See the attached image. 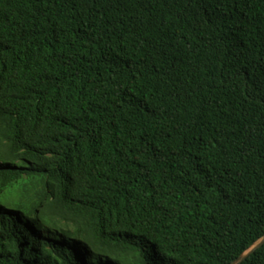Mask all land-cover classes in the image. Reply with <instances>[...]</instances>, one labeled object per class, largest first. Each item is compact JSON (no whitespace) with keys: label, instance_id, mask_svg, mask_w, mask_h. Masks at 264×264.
Wrapping results in <instances>:
<instances>
[{"label":"trees","instance_id":"trees-1","mask_svg":"<svg viewBox=\"0 0 264 264\" xmlns=\"http://www.w3.org/2000/svg\"><path fill=\"white\" fill-rule=\"evenodd\" d=\"M263 237L264 0H0V264H232Z\"/></svg>","mask_w":264,"mask_h":264},{"label":"water","instance_id":"water-1","mask_svg":"<svg viewBox=\"0 0 264 264\" xmlns=\"http://www.w3.org/2000/svg\"><path fill=\"white\" fill-rule=\"evenodd\" d=\"M264 246V237L256 242L246 253L241 255L237 260L232 264H241L243 263L251 254L255 253L258 249Z\"/></svg>","mask_w":264,"mask_h":264}]
</instances>
